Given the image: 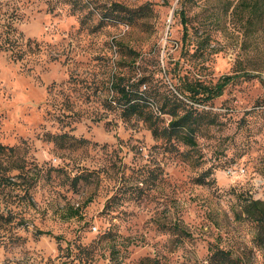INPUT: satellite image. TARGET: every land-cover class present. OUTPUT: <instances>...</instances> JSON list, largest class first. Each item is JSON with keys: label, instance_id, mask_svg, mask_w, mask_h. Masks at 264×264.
<instances>
[{"label": "rangeland", "instance_id": "rangeland-1", "mask_svg": "<svg viewBox=\"0 0 264 264\" xmlns=\"http://www.w3.org/2000/svg\"><path fill=\"white\" fill-rule=\"evenodd\" d=\"M114 72H144L154 112L192 104L178 78L233 77L188 146L107 109ZM0 144V264H208L211 243L264 264L238 215L264 200V0H0Z\"/></svg>", "mask_w": 264, "mask_h": 264}, {"label": "trees", "instance_id": "trees-1", "mask_svg": "<svg viewBox=\"0 0 264 264\" xmlns=\"http://www.w3.org/2000/svg\"><path fill=\"white\" fill-rule=\"evenodd\" d=\"M99 11L101 22L111 19L121 20V13L124 12V15L128 13L127 7L119 3L112 4L110 7L103 6V9ZM180 14L182 21H184L183 12L181 11ZM232 77L225 75L212 86L178 78L175 83L176 89L192 101V104L186 106L182 99L171 94V97H164L163 102L158 107V112H154L150 102L152 97L149 94L150 86L147 84L148 76L141 72L140 77L135 82L130 83L124 76L114 72L108 80L110 82L108 88L112 91V97L104 102V106L111 110L117 109L120 116L126 121L131 118L141 120L155 139H164L167 142L175 140L188 146H194L196 144L195 135L204 118L202 111L193 106V103L205 104L219 96ZM165 114L170 116L167 121L162 116ZM64 135H51L50 137L55 141L57 137H64ZM68 137L80 142L86 141L85 138ZM14 149L12 146L7 147L0 144V154L5 153L4 151L11 153ZM8 183L14 184L16 182L8 181ZM238 202L240 206L238 215L253 223L252 242L259 247L264 256V200L242 194V196H238ZM207 263L246 264L243 257L233 249L223 248L214 243L208 246Z\"/></svg>", "mask_w": 264, "mask_h": 264}]
</instances>
